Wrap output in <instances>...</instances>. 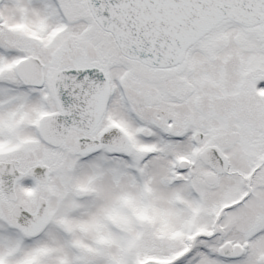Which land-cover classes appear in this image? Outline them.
I'll list each match as a JSON object with an SVG mask.
<instances>
[{
	"label": "snow or ice",
	"instance_id": "obj_1",
	"mask_svg": "<svg viewBox=\"0 0 264 264\" xmlns=\"http://www.w3.org/2000/svg\"><path fill=\"white\" fill-rule=\"evenodd\" d=\"M0 264H264V0H0Z\"/></svg>",
	"mask_w": 264,
	"mask_h": 264
}]
</instances>
